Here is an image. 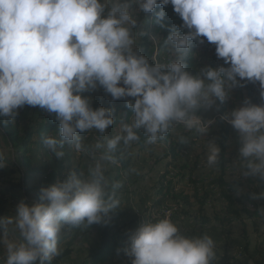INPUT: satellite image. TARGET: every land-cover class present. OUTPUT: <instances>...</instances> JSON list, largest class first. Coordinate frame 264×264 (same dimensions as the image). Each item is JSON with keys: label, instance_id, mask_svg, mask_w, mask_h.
I'll return each instance as SVG.
<instances>
[{"label": "clouds", "instance_id": "obj_1", "mask_svg": "<svg viewBox=\"0 0 264 264\" xmlns=\"http://www.w3.org/2000/svg\"><path fill=\"white\" fill-rule=\"evenodd\" d=\"M157 3L146 0L141 8L152 12ZM159 3H171L185 25L195 29L183 37L172 33L169 39L177 49H186L190 39L203 36L216 45L218 57L230 64V68L202 70L212 82L207 91L205 80L191 75L182 62L170 63L165 72L164 65L151 67L142 56L125 55L133 40L123 25L135 24L127 5H117L104 17L100 0H0V114H11L24 104L38 105L57 114L63 141H77V130L95 127L103 131L113 123L110 110H91L80 94L95 88L98 81L114 98L140 97L129 104L136 113L135 127L146 126L155 141L158 132L168 130L171 120H185L201 96L207 99L211 93L223 100L222 74L232 81L237 75L258 80L264 86V0ZM157 16L163 19L165 12ZM121 81L127 87L118 86ZM232 115V124L242 133V155L260 159L259 165H249L253 172L264 170V134L257 135L264 129V107L248 106ZM186 123L191 128L198 121L187 119ZM126 130L125 143L137 139L131 127ZM119 140H110L109 148H115ZM44 143L54 149L57 141L46 137ZM76 148H81L79 142ZM218 152L212 148L209 163L215 162ZM102 195L98 182L82 183L73 175L43 190L42 199L48 203L21 204L19 227L34 247L13 251L9 244L7 264H31L38 257L43 261L58 254L61 222L72 226L85 220L99 222L100 213L119 203L106 206ZM177 232L169 219L140 228L129 252L135 257L133 264H209L212 240H190Z\"/></svg>", "mask_w": 264, "mask_h": 264}, {"label": "rangeland", "instance_id": "obj_2", "mask_svg": "<svg viewBox=\"0 0 264 264\" xmlns=\"http://www.w3.org/2000/svg\"><path fill=\"white\" fill-rule=\"evenodd\" d=\"M144 2L146 0H100L106 17L117 5H127V11L135 21V24L126 22L123 25L129 29L130 38L133 40L125 55L131 54L138 58L142 56L151 67H155L159 62L158 64L164 65L162 70L167 72L169 70L167 66L178 62L180 54L159 52L154 60L153 53L150 55L149 51H143L142 40L148 31L147 12L141 8ZM150 40L153 42V49L158 48L157 37L153 33H150ZM214 50L215 44L209 42L208 52ZM204 52L205 45L201 42L197 52L199 64L205 60ZM201 79L206 83L204 77ZM246 80L247 78H241L239 83L227 80L225 90L227 106L224 112L221 111L215 95L209 93L207 99L203 96L198 98V106L188 110L185 120L174 119L171 136L174 141L182 140L184 143V148L175 159L169 156V146L163 132L156 134L155 141L148 140L144 148L133 145V140L125 143L128 135L126 129L131 127L134 131L136 128V115L114 126L111 124L103 131L95 127L86 129V135L78 139L81 144L79 150L76 148V141L71 142L73 146L65 152L49 146L41 149L33 148L29 154L32 167H45L48 171L44 174L25 176V184L29 188L26 193L29 202L25 205L29 207L48 203L42 199L43 190L60 185L73 175L82 183L93 182L97 165L99 172L112 169L116 163V157L113 155L115 149L121 152V156L131 161L128 169L120 176H117L115 171L110 173L104 186L106 191L102 192V199L108 206L106 201L112 196V192L119 191L118 205L100 213L99 222L89 224L85 220L78 226L61 224L58 236L66 235V239L57 248L59 253L67 252L61 264H82L86 259H90L91 255L100 249L103 229L108 224H117L123 229L131 228L138 232L143 226L158 223L163 219H169L176 225L177 235L183 238L184 233H192L197 238L199 230H202L203 235L212 240L219 264H256L255 259H264V188H262V180L257 179V176H260L264 180V170L253 172L249 165H259L261 161L255 155L249 157L242 155V133L232 124L233 112L248 106L264 107V96L261 95L264 86L258 80H251L253 92L249 94ZM118 86L127 87L123 81ZM204 91H207L206 84ZM80 94H87L90 99L101 98L104 101L118 99L98 81L95 88H88ZM17 108L21 113L22 127L26 125L34 111L37 114L43 109L38 105L28 104ZM219 118L230 126L233 134L228 147L225 179L228 181L227 189L239 198L240 219L231 218L225 213L226 201L220 194L216 178L217 170L214 162L209 163L212 148H218L215 138L219 132ZM187 119H195L198 123L189 128ZM259 134H264V129L257 133ZM116 137H120L116 147L109 148V141ZM2 156L7 159V162L2 163L6 172L13 177L23 175L26 167L23 164L22 154L11 147L5 135L0 134V158ZM10 162L14 165L11 166ZM8 182V177L0 174L1 186L8 187ZM167 185L174 193L184 191L192 194L196 187L200 193L199 198L198 200L194 198L190 204H185L183 201L176 202L169 196L161 204L154 205L163 197L160 191L167 188ZM204 192L207 193L206 197L203 195ZM7 198L0 196V212L19 209L21 204ZM201 200H205L201 215L211 220L199 226L200 221L198 219L197 222L195 214L199 211ZM19 220L13 219L5 223L10 233L0 231V264H7L6 260L10 255L9 244L14 246L13 251H18L24 246L20 236L24 235V230L19 227ZM129 252L118 264H133L135 257L129 255ZM117 259L119 256H116L115 260Z\"/></svg>", "mask_w": 264, "mask_h": 264}, {"label": "trees", "instance_id": "obj_3", "mask_svg": "<svg viewBox=\"0 0 264 264\" xmlns=\"http://www.w3.org/2000/svg\"><path fill=\"white\" fill-rule=\"evenodd\" d=\"M163 10L165 12V16L163 19L158 18L157 13ZM103 16L106 17L105 13ZM146 27L148 29L147 33L144 35L142 40V47L144 52L153 53V42L150 40V33H153L157 37V46L158 52L161 54H167L170 52H177L180 54V58L178 62H182L185 64V70L188 71L193 76L204 77L202 74V70L208 67L219 70V68H230V64H226L223 58H219L215 50L211 53L208 52L209 42L206 37L196 36L194 39H190L188 41V48L186 49H177L175 42L171 41L169 37L173 32L179 33L181 37L185 35H189L190 33L195 32V29H189L182 17L174 11V6L169 3L168 5H161L157 3V7L152 12H147L146 15ZM203 40L205 45V60L204 62L199 64V60L197 57L198 46ZM155 59V58H154ZM206 79V77H204ZM222 79L224 80V91L226 90V82L228 80L227 76L222 74ZM241 77L238 75L235 78L237 83L240 82ZM212 83L206 79V85ZM246 86L248 88L249 94L253 92V87L251 85V80L247 78ZM88 101L89 107L93 111H98L101 108L110 110L112 114V125H116L118 122L129 120L131 117L135 116L134 107H130L129 104L134 105L136 100L140 97L133 96H123L118 99H113L110 101H104L101 98L90 99L87 97V94L82 95ZM216 97V96H215ZM219 106L221 107V111L226 110V100L225 97L221 100L219 97H216ZM21 113L18 108L13 109L11 114L3 115L0 114V134L5 135L11 147L22 154L23 156V164L26 167V171H24L22 176L13 177L10 173L6 172L3 167H0V174L2 176L8 177V187H2L0 184V196H6L7 199H11L12 202L18 204H28V199L26 198V193L29 191L28 185L25 184V176H32L33 174H44L48 171L47 168L41 167H32L31 165V157L29 156L30 152L35 149H41L46 147L47 145L44 143V139L46 137L54 138L57 143L55 145L56 150H60L61 152L67 151L69 147L73 145L67 141H63L61 136V128L60 121L57 118V114L54 112H49L46 108H43L40 113H35L29 117L26 125L22 127L20 123ZM174 120L169 122V128L164 133V138L168 143V152L169 156L173 159L177 158V156L181 153L184 148L183 141H174L171 136V129ZM74 123V121H73ZM219 123V132L216 135V143L219 149L217 153L216 160L214 162L215 169L217 170V181L219 183V189L221 196L226 201L225 213L235 219L241 218V208H239V198L235 197L228 189V181L225 179L226 174V164H227V154L228 147L230 144V140L233 137L231 133L230 126L223 121L221 118L218 119ZM136 134L137 139L133 140V145H137L139 148H144L148 140L151 139L152 134L147 131L146 126H141L139 128H135L133 131ZM160 133V132H158ZM157 133V134H158ZM52 135V136H51ZM86 135V131L77 130V137L82 138ZM63 141V143H62ZM76 142H79L77 140ZM113 155L116 157V163L113 165L112 169L108 171L99 172V174L95 173L94 181L98 182L102 192H105V183L107 181L108 176L111 172L115 171L117 176L127 170L131 164L129 158L121 156V152L115 151ZM7 162V159L2 156L0 158V165L2 163ZM10 165H14L10 162ZM12 168V167H11ZM13 169V168H12ZM258 180H262V188H264V180L262 177L257 176ZM171 182V181H170ZM170 186L167 185V188H164L160 191L163 197L156 201L154 205L161 204L165 198L171 196L176 202L183 201L185 204H190L192 199L199 198V190L195 187L192 194L181 192H171ZM166 190V191H165ZM171 192V193H170ZM119 191H113L112 196L106 201L108 205H111L114 201H117ZM203 195L206 197L207 193L204 192ZM119 204V203H118ZM116 204V205H118ZM205 204V200L199 201V211L195 214L200 223L199 226L208 223L211 218L206 217L205 215H201V210H203V206ZM245 209V207H244ZM13 219H21L19 216L18 209H10L8 212L3 213L0 212V231L4 233H10V229L5 227V223L13 220ZM61 224H64L61 222ZM137 232L134 229H123L121 226L117 224H108L103 229V234L101 238V247L97 252L91 255L90 259H86L82 264H118V262L124 260L127 256L128 252L131 250L132 237ZM198 237L192 233H184V238L190 240H204L205 238H209L203 235L202 230H199ZM20 235V234H19ZM21 241L24 246L28 249L34 247L31 245L26 236L20 235ZM66 239V235L58 236L57 239V247L64 242ZM212 255L209 258V264H219L216 255L215 248L211 245ZM67 252H58V254H53L49 259L41 261V258L38 257L35 261L31 262V264H61ZM116 256H119V259L115 260ZM8 260H6V263ZM256 264H264L263 258L255 259Z\"/></svg>", "mask_w": 264, "mask_h": 264}, {"label": "bare ground", "instance_id": "obj_4", "mask_svg": "<svg viewBox=\"0 0 264 264\" xmlns=\"http://www.w3.org/2000/svg\"><path fill=\"white\" fill-rule=\"evenodd\" d=\"M158 55H159L158 49H157V48H156V49L154 48V49H153V56H154V58H155L154 60H156V58L158 57ZM158 63H159V62H158ZM158 63H157V64H158ZM159 65H162V64H159Z\"/></svg>", "mask_w": 264, "mask_h": 264}]
</instances>
